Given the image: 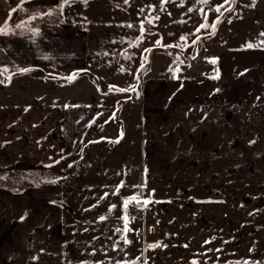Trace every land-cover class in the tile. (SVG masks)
Instances as JSON below:
<instances>
[{"label":"crops","instance_id":"crops-1","mask_svg":"<svg viewBox=\"0 0 264 264\" xmlns=\"http://www.w3.org/2000/svg\"><path fill=\"white\" fill-rule=\"evenodd\" d=\"M136 1L98 2L123 9ZM61 2L0 0V28L9 29L0 42V70L8 69L0 75V264H264V258H94L100 255L91 254L87 235L94 229L78 223L65 204L74 184L98 183L88 169L101 156L113 164L122 150L137 181L150 189L263 186L264 50L247 51L259 54L256 68L221 64L196 77L145 74L139 92L138 83L135 92L105 90L80 24L43 22L35 31H17L20 10L51 13Z\"/></svg>","mask_w":264,"mask_h":264},{"label":"rangeland","instance_id":"rangeland-1","mask_svg":"<svg viewBox=\"0 0 264 264\" xmlns=\"http://www.w3.org/2000/svg\"><path fill=\"white\" fill-rule=\"evenodd\" d=\"M98 1L63 0L51 15L45 9H22L18 15L22 27L17 31H35L43 22L80 24L90 36L91 68L98 84L112 91L135 92L145 74L196 77L221 64L256 68L261 60L259 54L254 57L247 51L264 50V0H137L123 9ZM225 12L216 30V21ZM205 23L209 27L201 28ZM214 32V38L203 40L197 49L198 39ZM153 49L167 50L150 55ZM130 113L129 127L134 124ZM121 155L123 159L113 164L101 156L88 169L100 178L98 183L74 184L65 200L76 221L94 229L87 233L93 237L91 254L100 255L94 258L111 262L143 257L151 262L264 258V185L150 189L137 181L128 151ZM122 175L124 181L119 183ZM136 206L145 209L144 216L129 224L128 213Z\"/></svg>","mask_w":264,"mask_h":264},{"label":"snow or ice","instance_id":"snow-or-ice-1","mask_svg":"<svg viewBox=\"0 0 264 264\" xmlns=\"http://www.w3.org/2000/svg\"><path fill=\"white\" fill-rule=\"evenodd\" d=\"M70 2H71V0H65V3H70ZM83 2H84V3H87V0H83ZM204 2L207 3L208 0H204ZM61 10H62V9H61ZM13 11H15V10H13ZM215 11H216V12H220V7H217V8L215 9ZM48 14L51 15V13H48ZM219 22H220L219 20L216 21V23H219ZM16 27H17V28H20V27H22V25L17 24ZM129 27H131V25H129ZM200 27H201V28H207V27H209V25H208L207 23H205V24L201 25ZM211 27L213 28V31H214V30H215V24H212ZM7 31H8V24L5 23L4 26H3L2 28H0V34H7ZM197 31H199V29H198ZM157 43H159V41H157ZM248 47H252V45H248ZM22 71H27V69H23ZM7 72H8V69H7V68L2 69V70H0V75H4V74H6ZM6 78H7L8 80H10V79H11V76H7ZM68 79L71 81V80L73 79V77H68ZM122 91H123V90H122ZM145 203H147V201H145ZM127 204H128V201H125V206H127ZM102 219H103V218H102ZM125 227H127V225H125ZM125 242H128V241L126 240ZM156 246H159V245H156ZM150 247H151V246H150Z\"/></svg>","mask_w":264,"mask_h":264},{"label":"built area","instance_id":"built-area-1","mask_svg":"<svg viewBox=\"0 0 264 264\" xmlns=\"http://www.w3.org/2000/svg\"><path fill=\"white\" fill-rule=\"evenodd\" d=\"M144 213H145V209L142 207L136 206L131 208L127 216V222L129 224H134L135 222L143 218Z\"/></svg>","mask_w":264,"mask_h":264},{"label":"trees","instance_id":"trees-1","mask_svg":"<svg viewBox=\"0 0 264 264\" xmlns=\"http://www.w3.org/2000/svg\"><path fill=\"white\" fill-rule=\"evenodd\" d=\"M253 2H256V0H253ZM225 15H226V12L224 13ZM225 15L221 18L220 17V19H221V21H220V24L222 23V21H223V19H224V17H225ZM219 24V25H220ZM9 30V29H8ZM216 35V32H214L213 34H210V35H207V36H204V37H201V38H199L198 39V45H197V49H199L200 48V45H201V42L204 40H211V39H213L214 38V36ZM156 50H162V51H165V50H167V49H153V50H151L150 52H149V54L151 55L152 54V52L153 51H156ZM21 74H23V73H21ZM83 74H85V75H89L88 73H83ZM81 74H79L78 76H80ZM77 76V77H78ZM77 77H75V79L77 78ZM74 80V79H73ZM140 87H141V78L139 77V79H138V84H137V92H139V90H140Z\"/></svg>","mask_w":264,"mask_h":264},{"label":"water","instance_id":"water-1","mask_svg":"<svg viewBox=\"0 0 264 264\" xmlns=\"http://www.w3.org/2000/svg\"><path fill=\"white\" fill-rule=\"evenodd\" d=\"M224 15H225V14H223V15H222V17H223ZM222 17H221V18H222ZM219 21H221V19H219ZM219 24H220V22H219V23H217L216 30L218 29V27H219Z\"/></svg>","mask_w":264,"mask_h":264},{"label":"flooded vegetation","instance_id":"flooded-vegetation-1","mask_svg":"<svg viewBox=\"0 0 264 264\" xmlns=\"http://www.w3.org/2000/svg\"><path fill=\"white\" fill-rule=\"evenodd\" d=\"M141 220V219H140Z\"/></svg>","mask_w":264,"mask_h":264}]
</instances>
